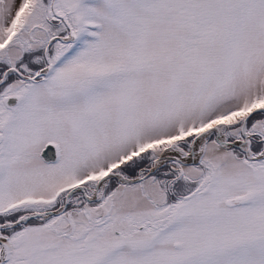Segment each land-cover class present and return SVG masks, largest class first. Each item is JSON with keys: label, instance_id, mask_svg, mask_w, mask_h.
<instances>
[{"label": "snow or ice", "instance_id": "obj_1", "mask_svg": "<svg viewBox=\"0 0 264 264\" xmlns=\"http://www.w3.org/2000/svg\"><path fill=\"white\" fill-rule=\"evenodd\" d=\"M0 264H264V0H0Z\"/></svg>", "mask_w": 264, "mask_h": 264}]
</instances>
